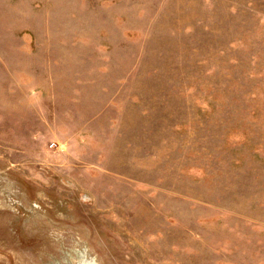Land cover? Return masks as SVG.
<instances>
[{
	"label": "rangeland",
	"instance_id": "1",
	"mask_svg": "<svg viewBox=\"0 0 264 264\" xmlns=\"http://www.w3.org/2000/svg\"><path fill=\"white\" fill-rule=\"evenodd\" d=\"M0 264H264V0H0Z\"/></svg>",
	"mask_w": 264,
	"mask_h": 264
}]
</instances>
